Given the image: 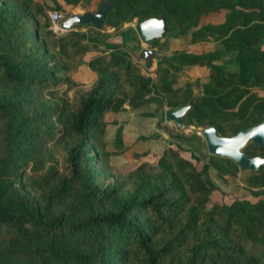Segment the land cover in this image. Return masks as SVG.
Masks as SVG:
<instances>
[{"label": "trees", "instance_id": "trees-1", "mask_svg": "<svg viewBox=\"0 0 264 264\" xmlns=\"http://www.w3.org/2000/svg\"><path fill=\"white\" fill-rule=\"evenodd\" d=\"M18 4L31 22L29 38L41 39L37 47L47 53L45 64L54 78L38 82L42 87L61 93L74 89L65 85L89 50L98 51L87 62L95 77L86 89H74L77 107L66 123V129L83 137L70 150L66 173L52 188L47 185V171L28 173L15 163L16 147L23 140L21 133L5 127L0 153V225L14 232L21 242L44 236L41 246L23 248L0 242V264H104L102 251L74 254L59 252L55 246L95 228L134 232L138 237L130 250V264H264V197L255 203L234 200L231 204H215L207 208L209 194L221 188L210 176V169L233 176L240 168L227 157L211 155L200 168L180 155L185 140L183 127L165 126L174 142L160 154L156 165L140 162L132 173L143 181L154 180L151 193L138 201L128 195L115 210L96 212L68 226L63 212L54 213L53 205L73 195L81 202L99 201L112 192L108 185L93 186L90 162L107 160L112 152L104 144H88L90 129L100 124L106 111L134 109L142 116L159 117L163 121L166 108L177 109L189 104L182 125L216 127L220 136L254 125L264 114V0H108L112 7L101 26L74 25L71 30L57 33L46 8L33 0H5ZM81 0H64L76 6ZM5 2L0 0V6ZM55 9H60L59 5ZM223 11L221 22L200 24L203 16ZM2 13V12H0ZM66 16L71 11H65ZM15 17V15H13ZM163 18L165 37L183 38V44L219 42L220 50L205 53L176 51L158 59L155 76L143 73L136 52L140 41L135 20ZM129 24V25H127ZM93 29L81 31V28ZM76 28V30H74ZM112 29L113 34L102 31ZM160 39L148 41L154 45ZM136 56V57H135ZM185 66L206 69V81H188L174 87ZM63 74V78L55 77ZM0 74L8 82H32L22 65L0 54ZM77 83V81H75ZM75 83V84H76ZM0 103V112L9 108ZM142 108V110H140ZM197 138L201 137L197 135ZM90 141V139H89ZM122 133L117 131L120 144ZM125 147L123 150L127 149ZM246 156L264 158V147L249 141L243 148ZM206 154V153H205ZM204 154V155H205ZM197 162L200 158L193 157ZM221 162V163H220ZM18 169L17 174H13ZM124 167L115 168V177L123 176ZM249 183L264 186V165L250 171ZM30 188L34 199L22 192ZM132 207H139L166 227V238L158 246L149 244L143 227L127 216ZM89 224H92L90 227ZM175 225V227H171ZM105 240V233H91ZM104 243V242H103Z\"/></svg>", "mask_w": 264, "mask_h": 264}, {"label": "rangeland", "instance_id": "rangeland-1", "mask_svg": "<svg viewBox=\"0 0 264 264\" xmlns=\"http://www.w3.org/2000/svg\"><path fill=\"white\" fill-rule=\"evenodd\" d=\"M3 1L5 4L0 6V12H2L0 13V54L21 64L33 80L32 82L14 84L6 81L0 74V103H5V106L10 105L9 108L0 112V153L5 127H9L13 132L21 133L23 140L16 147L18 154L15 163L18 169L19 166H24L25 171L28 173H39L47 171L51 167L53 172L48 174L47 185L52 188L66 173L65 166L70 150L83 139L81 135L69 132L66 129V123L77 107L74 89L83 90L88 88L93 81V73L89 70H79V67H77L71 78L74 80H64V86L72 85L74 89L63 93L59 90L53 91L47 87H42L38 82L39 80L47 77L52 79L54 76L48 71L50 64L44 62L47 53L37 47L41 39L31 40L29 38L28 32L31 30V22L26 12L17 9V3ZM84 3L86 2L84 1ZM223 15L222 11H217L203 16L200 24L222 21ZM131 24L134 27L135 20ZM52 27L54 31L57 30L53 23ZM92 30L90 29L89 32ZM164 35L154 45L143 42L141 49H151L155 53L153 58L148 55L143 59L144 61H139L143 73L153 75L158 59L170 56L176 51L190 49L193 52L204 53L220 50L222 47L219 42H199L190 47V45L183 44V38L176 39ZM136 53L137 58H139L140 52ZM78 71L80 75H77ZM55 77L63 78L64 76L60 73ZM194 80H198L203 84L206 81L205 69L192 66L184 67L175 86L177 88L182 87L186 82ZM259 92H264V88H260ZM130 113V110L123 112L106 111L101 117L100 124L89 130L87 134L89 145L104 144V147L112 152L107 160L102 159L88 164L93 170L91 184L93 186L108 185L109 187L115 185V187L112 188L110 194L99 201L85 203L71 194H67L62 200L55 201L53 205L54 213L63 212L67 215L69 227L83 221L93 213L115 210L119 201L128 195H134L140 201L151 193L154 180L150 179L148 183H145L140 174L132 173V171L138 167L137 165L140 162L156 165L159 157L147 154L138 155L129 148L123 150L124 143L122 141L120 144L116 142L118 130L122 133L124 125L135 127L140 121L138 116H130ZM139 124L143 125V119ZM151 125L154 126V124ZM182 127L189 134H185L179 139L185 140L184 146L181 145L179 150L191 154L189 160L197 165V168H200L202 162H209L211 155H213L207 152L203 136L200 133V130L204 127L192 125H182ZM197 135L201 138L198 139ZM174 148H178L177 144ZM192 156L200 158V161L197 162ZM116 167H124L123 176L115 177ZM18 169L14 170L13 174H17ZM250 171L254 170L240 169L233 176L229 174L222 176L219 173L217 174L214 169H210L211 178L214 179L221 190L216 189L209 194L207 208L210 209L215 204L229 205L234 200H247L255 203L259 198L264 197V186H254L249 183ZM22 192L31 198H38V195L30 188H22ZM127 216L134 224L143 227L148 236L149 244L152 246H158L165 240L166 227L161 226L153 216L143 209L132 207ZM89 225L92 226V224ZM171 227H175V225H171ZM98 232L105 233L108 239L102 240L98 236L91 235V233ZM137 240L138 237L134 232H121L115 229L99 228L98 226L90 232L86 231L75 235L69 242L57 244L55 250L59 252L68 251L79 255L101 250L105 256L104 264H130V250L136 245ZM0 242L8 246L16 244L29 249L41 246L46 242V238L41 236L28 242H21L20 239L16 238L13 231L0 225Z\"/></svg>", "mask_w": 264, "mask_h": 264}, {"label": "water", "instance_id": "water-1", "mask_svg": "<svg viewBox=\"0 0 264 264\" xmlns=\"http://www.w3.org/2000/svg\"><path fill=\"white\" fill-rule=\"evenodd\" d=\"M112 5L108 0H102L95 12L71 13L60 22L59 28L68 31L74 25L101 26L107 13ZM135 31L140 41L148 42L154 39H161L166 32L165 22L163 18L149 17L138 21L135 24ZM148 55L151 58L155 56L150 49H143L140 56L145 59ZM189 104L181 106L177 109L168 108L164 111L165 120L174 123L177 127L182 126V118ZM203 136L207 152L209 154L223 156L234 161L240 169H249L257 171L261 165H264V158L260 156H246L242 148L251 140L257 146H264V114L258 123L232 131L230 136H220L216 127L209 126L200 130Z\"/></svg>", "mask_w": 264, "mask_h": 264}, {"label": "crops", "instance_id": "crops-1", "mask_svg": "<svg viewBox=\"0 0 264 264\" xmlns=\"http://www.w3.org/2000/svg\"><path fill=\"white\" fill-rule=\"evenodd\" d=\"M33 1L36 3H39L40 5H43L46 8L47 13H49V11H52V10H57V9H55V6L59 5L60 6V9H58L59 11H63V12L71 11L72 13L82 14V12H95L98 8L99 3L102 0H81L76 6L67 5L64 2V0H33ZM84 1L86 3H84ZM82 3H83V5H82ZM210 14H212V13H210ZM210 14H208V15H210ZM223 14H224V12H223ZM219 22H221V21H219ZM213 23H217V22H213ZM90 29H91L90 27H84V28H81L80 30L86 31V30H90ZM74 30H76V28H74ZM56 31L57 32H65L62 29H57ZM102 32H104L106 34H113L112 29H107V30L102 31ZM176 39H178V38H176ZM142 44H143V42L140 41L139 52H141L143 50V49H141ZM195 44H197V43H195ZM195 44H184V45H186V46L190 45V47H191ZM187 51L191 52V53H197V52L191 51L190 49H188ZM97 53H98V51H96V50L87 51L82 56V59H81L82 62L78 66L79 70L80 69L85 70V71L89 70L91 72V69L87 66L86 62L92 56H94ZM136 56H137V53H136ZM141 59H143V58L141 57ZM185 67H191V66H185ZM192 67H198V66H192ZM198 68H202V67H198ZM202 69H205V68H202ZM205 72H206V69H205ZM77 75H80L79 71L77 72ZM151 76H155V74H153ZM94 77H95V75L93 73V79H94ZM175 85H174V87H176ZM166 109H168V108H166ZM129 110L131 112L130 116L136 115V116H138L140 121L143 119V125L139 124V122H140L139 121L135 127H132L129 125L123 126L122 142L124 143L125 147H128L133 153L138 154V155L147 154V155H155L156 157H159L160 154L162 153V151L168 145L175 147L174 142L176 143L177 141L174 140L173 137H170L169 134L167 133L166 129H165V126H176L174 123L166 121L164 116H163V121L160 122L159 117L153 118V117H148V116H142L141 114H139V112L137 110H134V109H129ZM151 124H154V126ZM172 140H174V141H172ZM180 155L183 156L184 158H187V159L191 158V154H189L188 152H185L184 150L180 151Z\"/></svg>", "mask_w": 264, "mask_h": 264}, {"label": "built area", "instance_id": "built-area-1", "mask_svg": "<svg viewBox=\"0 0 264 264\" xmlns=\"http://www.w3.org/2000/svg\"><path fill=\"white\" fill-rule=\"evenodd\" d=\"M48 16H49L50 21L54 24V27L56 29H60L59 28L60 22L66 18L65 12L59 11V10L49 11Z\"/></svg>", "mask_w": 264, "mask_h": 264}]
</instances>
